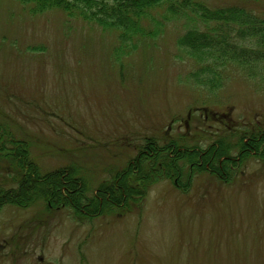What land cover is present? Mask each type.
<instances>
[{
	"label": "rangeland",
	"instance_id": "374dc122",
	"mask_svg": "<svg viewBox=\"0 0 264 264\" xmlns=\"http://www.w3.org/2000/svg\"><path fill=\"white\" fill-rule=\"evenodd\" d=\"M23 9L0 1V124L31 142L41 174L73 164L97 193L152 139L205 153L227 123L264 134V74L229 66L221 88L195 85L187 76L195 66L176 45L181 23L117 61L112 32ZM251 154L237 171L223 170L222 157L216 176L192 171L179 187L159 180L116 216L76 222L72 208L47 210L41 200L4 205L0 264H264V159ZM4 166L0 183L9 180Z\"/></svg>",
	"mask_w": 264,
	"mask_h": 264
},
{
	"label": "trees",
	"instance_id": "16d2710c",
	"mask_svg": "<svg viewBox=\"0 0 264 264\" xmlns=\"http://www.w3.org/2000/svg\"><path fill=\"white\" fill-rule=\"evenodd\" d=\"M12 1L31 15L59 11L67 18L112 32L116 36L117 61L157 39L168 25L181 23L176 45L195 66L187 76L195 85L210 91L222 87V75L229 66L248 77L264 74V0H231L216 6L206 0ZM214 115L210 112L208 118L213 119ZM225 128L228 135L220 137L205 153L194 145L178 149L171 141L161 147L152 139L139 150L136 164L100 182L97 193H92L81 169L73 164L67 170L42 175L29 157L31 142L9 133L0 124V163L5 164L9 176L0 186V210L6 204L26 208L41 200L48 208L66 206L82 216L127 211L142 201L150 186L159 180L174 178L179 187L178 180H187L192 171L216 176L222 157L226 158L223 170L227 172L237 171L238 163L253 157L251 151H255L254 157L264 159V134L258 136L253 127L251 131L239 130L230 123ZM227 145L231 151L225 149ZM235 151L241 161H235ZM232 174L237 173H230L231 177Z\"/></svg>",
	"mask_w": 264,
	"mask_h": 264
}]
</instances>
